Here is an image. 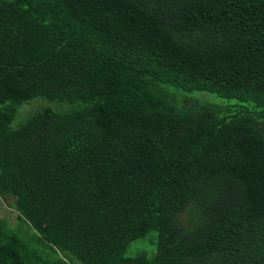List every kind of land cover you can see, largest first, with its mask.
Instances as JSON below:
<instances>
[{
    "label": "trees",
    "instance_id": "1",
    "mask_svg": "<svg viewBox=\"0 0 264 264\" xmlns=\"http://www.w3.org/2000/svg\"><path fill=\"white\" fill-rule=\"evenodd\" d=\"M1 197L0 264H264V0H0Z\"/></svg>",
    "mask_w": 264,
    "mask_h": 264
},
{
    "label": "rangeland",
    "instance_id": "2",
    "mask_svg": "<svg viewBox=\"0 0 264 264\" xmlns=\"http://www.w3.org/2000/svg\"><path fill=\"white\" fill-rule=\"evenodd\" d=\"M201 95L213 97L212 95L208 93H202ZM26 109L29 110L31 109V107H27ZM19 120H20V117L17 118V121ZM14 202L15 200L12 197H7V198L1 197L0 199V218L8 221V223L12 225L15 228V230L19 231L20 233L24 235V233H27L29 228L27 227V224L23 223L21 220L18 219L16 212L12 208V205L14 204ZM30 233H33L32 228L30 229ZM25 236L27 235L25 234ZM47 247L48 246L45 245V249H47ZM71 262L73 264H81L75 259H71Z\"/></svg>",
    "mask_w": 264,
    "mask_h": 264
}]
</instances>
